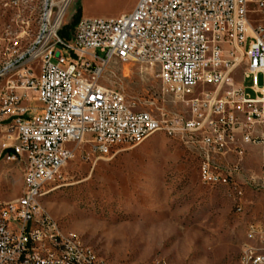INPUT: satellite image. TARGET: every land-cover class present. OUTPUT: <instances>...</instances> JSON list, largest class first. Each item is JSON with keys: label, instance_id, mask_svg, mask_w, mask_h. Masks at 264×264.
Instances as JSON below:
<instances>
[{"label": "built area", "instance_id": "obj_1", "mask_svg": "<svg viewBox=\"0 0 264 264\" xmlns=\"http://www.w3.org/2000/svg\"><path fill=\"white\" fill-rule=\"evenodd\" d=\"M253 9L264 13V0H139L117 20L81 18L69 39L43 32L39 72L22 76L20 86L11 81L4 100L15 143L4 156L24 166L26 188L23 200L0 210V264H109L42 209L43 191L83 146L111 157L139 146L151 128L168 127L190 146L204 185L256 183L244 168L252 147L264 154V29L250 25ZM114 62L156 70L159 100L170 99L176 111L155 115L104 86ZM30 94L39 108L20 107ZM249 226L246 234L264 238V223ZM81 249H90V259ZM246 255L253 254L242 246L239 264Z\"/></svg>", "mask_w": 264, "mask_h": 264}, {"label": "rangeland", "instance_id": "obj_2", "mask_svg": "<svg viewBox=\"0 0 264 264\" xmlns=\"http://www.w3.org/2000/svg\"><path fill=\"white\" fill-rule=\"evenodd\" d=\"M138 1L0 0V210L24 193L23 165L2 155L15 144L12 117L2 113L5 95L11 81L20 86L22 76L39 72L40 36L70 27L79 9L86 20H117ZM248 19L264 29V13L253 9ZM242 74L241 66L237 83ZM102 84L155 115L159 108L177 109L170 99L159 100L157 71L149 67L111 63ZM243 85L250 90L252 80ZM20 107L40 103L30 94ZM250 152L244 168L256 183L239 179L236 187H210L199 178L189 148L171 137L157 134L106 158L83 146L49 187L42 209L109 264H239L249 224L264 223V154L256 147Z\"/></svg>", "mask_w": 264, "mask_h": 264}, {"label": "bare ground", "instance_id": "obj_3", "mask_svg": "<svg viewBox=\"0 0 264 264\" xmlns=\"http://www.w3.org/2000/svg\"><path fill=\"white\" fill-rule=\"evenodd\" d=\"M2 113H4V109H2ZM163 135L165 137H171L178 141L182 142L181 137L172 132L171 128L168 127H153L151 128L147 134H145L139 141V145L152 138L155 135ZM190 150V146H187ZM23 174H24V193L19 200H23L25 198V188H26V177L23 166ZM55 181H51V184ZM216 186L230 187L229 183H217ZM52 190L45 189L42 193V198L48 195ZM12 228H19V220H12ZM247 233H250V226L247 229ZM73 237V236H72ZM243 247H247L249 253L253 255H246L245 264H254V257L264 258V238L256 239L255 235H246V242ZM81 258L82 259H90V249H81Z\"/></svg>", "mask_w": 264, "mask_h": 264}, {"label": "trees", "instance_id": "obj_4", "mask_svg": "<svg viewBox=\"0 0 264 264\" xmlns=\"http://www.w3.org/2000/svg\"><path fill=\"white\" fill-rule=\"evenodd\" d=\"M81 19V11L80 9L77 11V19L73 22V24L70 27H64L63 29H61L58 34L60 37L69 39L70 38V32H72V30H74L75 26L78 24V22ZM12 150L11 149H7L3 152L2 155H6L8 153H11Z\"/></svg>", "mask_w": 264, "mask_h": 264}, {"label": "crops", "instance_id": "obj_5", "mask_svg": "<svg viewBox=\"0 0 264 264\" xmlns=\"http://www.w3.org/2000/svg\"><path fill=\"white\" fill-rule=\"evenodd\" d=\"M251 150V149H250ZM250 150L248 151V154H247V157H246V160L248 159L249 155H250Z\"/></svg>", "mask_w": 264, "mask_h": 264}, {"label": "water", "instance_id": "obj_6", "mask_svg": "<svg viewBox=\"0 0 264 264\" xmlns=\"http://www.w3.org/2000/svg\"><path fill=\"white\" fill-rule=\"evenodd\" d=\"M55 55H56V57L58 58V57H59V52H57Z\"/></svg>", "mask_w": 264, "mask_h": 264}]
</instances>
